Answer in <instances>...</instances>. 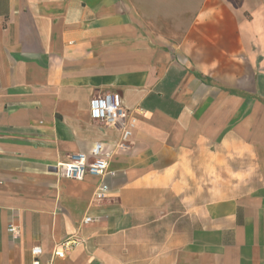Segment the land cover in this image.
Returning <instances> with one entry per match:
<instances>
[{
	"label": "crops",
	"instance_id": "1",
	"mask_svg": "<svg viewBox=\"0 0 264 264\" xmlns=\"http://www.w3.org/2000/svg\"><path fill=\"white\" fill-rule=\"evenodd\" d=\"M115 92L129 148L90 117ZM96 143L104 201L58 172ZM68 240L53 264H264V0H0V264Z\"/></svg>",
	"mask_w": 264,
	"mask_h": 264
},
{
	"label": "built area",
	"instance_id": "2",
	"mask_svg": "<svg viewBox=\"0 0 264 264\" xmlns=\"http://www.w3.org/2000/svg\"><path fill=\"white\" fill-rule=\"evenodd\" d=\"M90 117L93 121L101 122L108 129H116L121 133L120 147L129 148V141L137 124V119L132 112L123 105L122 96L115 93H107L94 97L90 101ZM58 172L64 178L70 180L81 181L86 177H94L98 179L95 189V198L97 201H104L110 195L109 178L116 176V172L110 169L108 155L104 153V145L102 143L94 144L89 154L80 153L71 156L69 163L60 165ZM92 221L90 217L85 219L88 224ZM13 238L17 239L19 230L10 226ZM78 242L68 240L63 244V249L56 250L53 253V264L55 258H64L66 251L75 248ZM33 256L32 264H41V256L43 250L41 247H35L31 250Z\"/></svg>",
	"mask_w": 264,
	"mask_h": 264
}]
</instances>
